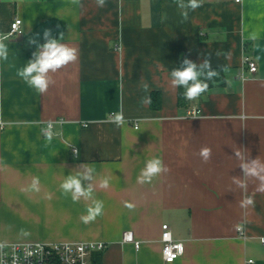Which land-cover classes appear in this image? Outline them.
Instances as JSON below:
<instances>
[{
	"label": "crops",
	"instance_id": "0c3cea01",
	"mask_svg": "<svg viewBox=\"0 0 264 264\" xmlns=\"http://www.w3.org/2000/svg\"><path fill=\"white\" fill-rule=\"evenodd\" d=\"M16 18L24 34L4 41L8 59L0 60V244L99 242L106 248L91 264H166L169 225L185 245L174 264H264V192L250 181L254 206L242 209L244 193L231 179L243 175L233 149L264 161V0H203L187 20L175 0H107L102 8L95 0H0V36ZM46 29L63 34L79 58L40 94L16 73ZM184 58L210 59L218 75L181 107L169 74ZM202 147L212 150L207 163ZM153 157L168 171L139 183ZM85 163L104 202L90 223L81 220L90 202L74 203L59 188ZM33 177L40 191H22ZM104 177L107 189L98 187Z\"/></svg>",
	"mask_w": 264,
	"mask_h": 264
},
{
	"label": "clouds",
	"instance_id": "9594fccd",
	"mask_svg": "<svg viewBox=\"0 0 264 264\" xmlns=\"http://www.w3.org/2000/svg\"><path fill=\"white\" fill-rule=\"evenodd\" d=\"M107 0H95L97 7H104ZM203 0H175L176 6L180 9V15L184 20L188 19L189 11H195L202 5ZM55 38L50 29L43 32L42 39L44 43H39L38 39H32L29 43L36 46V50L22 68L17 70L16 75L21 78L29 87L33 88L40 94L48 91L49 87L54 84V74L65 68L71 63H75L79 58V50L75 47H70L61 42V37ZM7 39L5 36H0V60L8 59V46L4 42ZM170 86L174 89L183 88V97L188 101H195L201 95L208 91V81L213 80L217 75V71L212 68L210 59L205 58L199 64L188 58L181 61L180 67L173 68L170 72ZM145 92L149 91L147 83L142 85ZM144 103H151V97L145 96ZM196 118V117H194ZM120 122L119 119L116 121ZM52 127L51 122L48 125ZM49 139L51 137L49 136ZM244 149V148H243ZM234 157L239 161V167L242 170V176H232V184L240 189L243 193V199L240 201L242 209H248L254 206V198L247 195L248 184L252 180L258 181L256 191L264 192V161L258 157L251 159L249 154H246L242 147L233 149ZM73 155L77 153L74 151ZM198 155L204 163H207L212 156V150L209 147H202ZM167 166L159 157H153L145 162L144 168L141 169L137 178L139 183H149L155 177L166 173ZM95 169L87 163L81 164L71 174L67 175L60 183L59 188L65 196L70 195L74 203L83 199L88 203L86 207V215L81 216L84 223L95 221L98 216H101L104 211V202L94 197L96 190ZM98 187L107 189L109 187V178L104 177L99 181ZM27 192H39L40 180L39 177H33L30 185L22 189ZM237 231H242V225H236Z\"/></svg>",
	"mask_w": 264,
	"mask_h": 264
},
{
	"label": "built area",
	"instance_id": "2783aa9c",
	"mask_svg": "<svg viewBox=\"0 0 264 264\" xmlns=\"http://www.w3.org/2000/svg\"><path fill=\"white\" fill-rule=\"evenodd\" d=\"M235 1L241 3L243 0ZM23 25L22 19H14L10 25L9 33L5 37L7 39L22 37L24 34ZM244 67L251 74L257 73L258 66L249 57H245ZM241 77L244 79V70ZM199 114L198 110H190L188 113L191 117H196ZM51 124V128L48 127L49 124L47 125L45 133H52L53 123ZM162 231L163 260L166 264H174L185 255V245L173 239L169 225H163ZM124 241H129L127 236ZM135 247L138 249L139 244L136 243ZM105 248V244L99 242L0 244V264H91L92 256L103 252Z\"/></svg>",
	"mask_w": 264,
	"mask_h": 264
},
{
	"label": "trees",
	"instance_id": "16d2710c",
	"mask_svg": "<svg viewBox=\"0 0 264 264\" xmlns=\"http://www.w3.org/2000/svg\"><path fill=\"white\" fill-rule=\"evenodd\" d=\"M208 83V82H207ZM210 87V86H209ZM209 89V88H208ZM183 91H184V89L183 88H179V105L181 106V107H186L187 105H188V103H189V101L188 100H185L184 99V97H183ZM156 95H158V94H153V99H152V106H153V108H157L158 107V105H155L154 104V99H155V97H156ZM99 254V253H98ZM94 264H99V263H94Z\"/></svg>",
	"mask_w": 264,
	"mask_h": 264
}]
</instances>
